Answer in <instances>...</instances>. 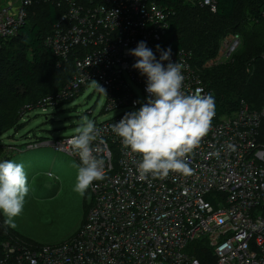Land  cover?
I'll return each instance as SVG.
<instances>
[{"label":"built area","instance_id":"obj_1","mask_svg":"<svg viewBox=\"0 0 264 264\" xmlns=\"http://www.w3.org/2000/svg\"><path fill=\"white\" fill-rule=\"evenodd\" d=\"M34 1L63 12L47 40L56 55H79L66 92L42 107L73 101L95 81L107 96L104 115L115 116L94 121L93 154L104 161V179L89 187L81 231L59 246L2 242L0 264H204L193 253L202 248L209 249L205 264H264V96L260 110L245 101L230 115L215 110L209 133L188 155L192 175L141 180L139 155L123 149L110 126L139 109L137 88L146 102V77L133 69L129 50L144 41L159 59L157 45L171 48V0H11L0 8V37L18 33ZM184 1L216 12L219 0ZM242 45L239 34L226 36L202 68L191 53L171 48V62L183 66L182 91L212 94L201 73L232 60ZM72 137L31 142L27 150L52 149L78 164L67 143ZM218 150L219 158L211 155Z\"/></svg>","mask_w":264,"mask_h":264},{"label":"trees","instance_id":"obj_2","mask_svg":"<svg viewBox=\"0 0 264 264\" xmlns=\"http://www.w3.org/2000/svg\"><path fill=\"white\" fill-rule=\"evenodd\" d=\"M10 1L0 0V8ZM171 4L175 16L166 43L174 50L191 53L193 65L198 68L217 57L226 36L239 34L243 39L232 60L201 73L202 81L215 98L218 115L233 114L241 101L260 110L264 96V0H219L216 12L184 0H171ZM27 11L25 23L16 35L0 37V137L23 130L21 121L32 112L51 108L39 107L43 101L59 100L74 77V61L79 56L77 52H71L68 58L58 56L47 43L63 14L55 3L34 1ZM48 72L54 74L52 81L43 90L35 91L41 79L49 78ZM71 103L60 102L56 111ZM23 137L22 141L28 144L47 140L30 133ZM27 146L16 154L33 151L27 150ZM7 241L42 246L14 239L0 222V244ZM193 253L205 264L209 249H195Z\"/></svg>","mask_w":264,"mask_h":264},{"label":"clouds","instance_id":"obj_3","mask_svg":"<svg viewBox=\"0 0 264 264\" xmlns=\"http://www.w3.org/2000/svg\"><path fill=\"white\" fill-rule=\"evenodd\" d=\"M156 51L160 53L159 59L144 41L129 50L136 61L133 69L146 77L148 96L138 110L125 113L119 122L110 126L123 149L139 155L141 180H162L170 173L192 175L188 155L194 153L209 133L215 116L212 94L202 95V89L192 94L182 91L183 66L171 62V48L161 49L157 45ZM92 82L105 94L102 87ZM76 133L67 143L72 154L79 158V163L74 164L77 168L74 191L84 196L89 187L94 186L93 181L104 179V161L93 154L92 143L97 140L95 122L81 117ZM220 154L218 150L211 155L219 158ZM29 191L24 164L0 161V215L5 217V226L15 227L14 218L22 213Z\"/></svg>","mask_w":264,"mask_h":264},{"label":"rangeland","instance_id":"obj_4","mask_svg":"<svg viewBox=\"0 0 264 264\" xmlns=\"http://www.w3.org/2000/svg\"><path fill=\"white\" fill-rule=\"evenodd\" d=\"M48 73L49 78L41 79L35 91L43 90L52 81L54 74ZM136 94L141 105L144 103L143 93L137 88ZM106 101V93H100L93 84L62 110L56 111V107L33 110L34 112L21 121L23 130L16 129L0 137V161H14L16 153L28 145L22 138L29 133L35 138L58 140L76 135L81 117L86 116L98 122L111 119L115 114L104 115ZM50 150L51 152L41 150L43 154L35 158L40 168L36 164L22 162L30 188L23 211L14 218V228L3 224L5 217L2 215L0 222L9 236L16 240L59 246L72 240L81 231L89 211L91 195L89 189L84 196L74 191L77 176L74 164L77 163L68 156Z\"/></svg>","mask_w":264,"mask_h":264},{"label":"crops","instance_id":"obj_5","mask_svg":"<svg viewBox=\"0 0 264 264\" xmlns=\"http://www.w3.org/2000/svg\"><path fill=\"white\" fill-rule=\"evenodd\" d=\"M41 150H45L47 152H51L50 149H40V150H33V151H29V152H23V153H20V154H16L14 156V161L17 162V163L25 162V163L36 164L38 166L37 168H40V165H38V163L35 160V158H37V156L43 154L42 152H40ZM54 155L56 157L58 156L57 154H54ZM34 168H36V167H34Z\"/></svg>","mask_w":264,"mask_h":264}]
</instances>
